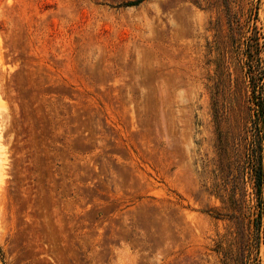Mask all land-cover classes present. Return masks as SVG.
I'll use <instances>...</instances> for the list:
<instances>
[{
    "label": "rangeland",
    "instance_id": "1",
    "mask_svg": "<svg viewBox=\"0 0 264 264\" xmlns=\"http://www.w3.org/2000/svg\"><path fill=\"white\" fill-rule=\"evenodd\" d=\"M255 85L264 0H0V264H264Z\"/></svg>",
    "mask_w": 264,
    "mask_h": 264
},
{
    "label": "trees",
    "instance_id": "2",
    "mask_svg": "<svg viewBox=\"0 0 264 264\" xmlns=\"http://www.w3.org/2000/svg\"><path fill=\"white\" fill-rule=\"evenodd\" d=\"M231 30H234V28L231 27ZM252 102L254 104V107L252 108L253 115H255L256 117L254 121H258L259 117L261 115H264V97L261 98L258 96V90L256 89V85L253 88Z\"/></svg>",
    "mask_w": 264,
    "mask_h": 264
},
{
    "label": "bare ground",
    "instance_id": "3",
    "mask_svg": "<svg viewBox=\"0 0 264 264\" xmlns=\"http://www.w3.org/2000/svg\"><path fill=\"white\" fill-rule=\"evenodd\" d=\"M68 13V12H67ZM72 16V15H71Z\"/></svg>",
    "mask_w": 264,
    "mask_h": 264
}]
</instances>
